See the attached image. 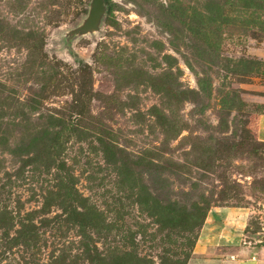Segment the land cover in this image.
I'll use <instances>...</instances> for the list:
<instances>
[{
    "label": "rangeland",
    "instance_id": "1",
    "mask_svg": "<svg viewBox=\"0 0 264 264\" xmlns=\"http://www.w3.org/2000/svg\"><path fill=\"white\" fill-rule=\"evenodd\" d=\"M89 2L0 0V264L262 244L264 0Z\"/></svg>",
    "mask_w": 264,
    "mask_h": 264
},
{
    "label": "crops",
    "instance_id": "2",
    "mask_svg": "<svg viewBox=\"0 0 264 264\" xmlns=\"http://www.w3.org/2000/svg\"><path fill=\"white\" fill-rule=\"evenodd\" d=\"M253 130L258 139L264 141V115L254 121ZM258 241L262 244L244 242L229 246L224 240H216L212 246L193 251L186 264H264V240Z\"/></svg>",
    "mask_w": 264,
    "mask_h": 264
},
{
    "label": "water",
    "instance_id": "3",
    "mask_svg": "<svg viewBox=\"0 0 264 264\" xmlns=\"http://www.w3.org/2000/svg\"><path fill=\"white\" fill-rule=\"evenodd\" d=\"M104 10L103 0H90L85 18L76 27L70 29L67 36L97 31ZM261 240H264V235L261 236Z\"/></svg>",
    "mask_w": 264,
    "mask_h": 264
},
{
    "label": "trees",
    "instance_id": "4",
    "mask_svg": "<svg viewBox=\"0 0 264 264\" xmlns=\"http://www.w3.org/2000/svg\"><path fill=\"white\" fill-rule=\"evenodd\" d=\"M242 7H245V9H261L262 8V4L260 2V0H238Z\"/></svg>",
    "mask_w": 264,
    "mask_h": 264
}]
</instances>
